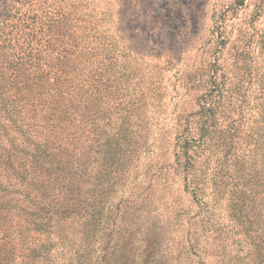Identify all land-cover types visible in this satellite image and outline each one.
<instances>
[{
    "label": "rangeland",
    "instance_id": "obj_1",
    "mask_svg": "<svg viewBox=\"0 0 264 264\" xmlns=\"http://www.w3.org/2000/svg\"><path fill=\"white\" fill-rule=\"evenodd\" d=\"M17 18L26 26L0 29V53L5 38L23 44L34 37L51 53L49 45L57 48L73 31L86 37L84 58L96 60L94 66L84 62L80 94L95 104L94 123L83 132L89 206L78 245L87 252L84 264H191L177 214L191 195L182 184L161 195L174 163L172 143L183 127L176 119L195 113L201 99H217L213 84L241 87L234 99L263 98L264 0H0V24ZM87 20L90 27L82 30ZM45 69L50 82L53 72ZM5 80L0 99H21L18 85ZM245 88L253 92L242 98ZM0 139L1 152L8 144ZM197 144L191 142V154ZM16 172L23 170L0 164V264H51L47 227H21L19 212L11 218L18 208L6 205L17 202L7 190L24 181ZM232 173L231 167L227 193ZM227 197L212 206L224 223L230 221ZM199 249L205 264L227 261L202 238Z\"/></svg>",
    "mask_w": 264,
    "mask_h": 264
},
{
    "label": "trees",
    "instance_id": "obj_2",
    "mask_svg": "<svg viewBox=\"0 0 264 264\" xmlns=\"http://www.w3.org/2000/svg\"><path fill=\"white\" fill-rule=\"evenodd\" d=\"M21 21L1 23L0 29L8 33L22 30L26 25ZM89 27L87 20L82 30ZM59 41L57 48L50 44L51 53H47L36 37L23 44L3 40L0 78L18 85L21 99H0V138L8 144L0 152V164L29 173L16 172L24 180L22 187L7 190L17 201L6 204L18 208L12 220L19 212L21 227L35 231L47 227L53 243L45 256L51 264H84L87 252L78 245L89 206L83 191V132L87 124L94 123L95 104L80 94L84 62L94 66L96 60L84 58L89 45L83 34L72 31ZM45 68L53 72L50 82ZM240 90L213 84L217 99H201L195 113L176 119L179 128L183 127L172 143L174 163L165 173L161 195L181 184L191 195L190 204L177 211L186 229L191 264H205L199 249L201 238L214 246L220 258H226L225 264H264V91H258L262 99H234ZM243 90L242 98L253 92ZM8 128L15 137L8 136ZM193 141L198 143L195 154L190 153ZM212 163L219 168L213 169ZM231 167L234 181L227 193L225 180ZM214 192L219 201L227 194L229 222L214 213L212 206L218 201L211 198ZM199 256L196 263L194 257Z\"/></svg>",
    "mask_w": 264,
    "mask_h": 264
}]
</instances>
